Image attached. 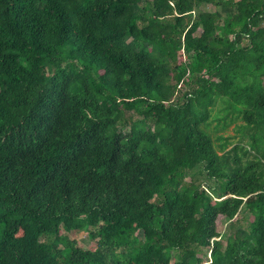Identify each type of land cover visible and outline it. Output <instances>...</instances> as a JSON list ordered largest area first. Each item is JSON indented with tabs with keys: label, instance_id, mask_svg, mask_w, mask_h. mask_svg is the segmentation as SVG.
I'll use <instances>...</instances> for the list:
<instances>
[{
	"label": "trees",
	"instance_id": "1",
	"mask_svg": "<svg viewBox=\"0 0 264 264\" xmlns=\"http://www.w3.org/2000/svg\"><path fill=\"white\" fill-rule=\"evenodd\" d=\"M0 264H264V0H0Z\"/></svg>",
	"mask_w": 264,
	"mask_h": 264
},
{
	"label": "rangeland",
	"instance_id": "2",
	"mask_svg": "<svg viewBox=\"0 0 264 264\" xmlns=\"http://www.w3.org/2000/svg\"><path fill=\"white\" fill-rule=\"evenodd\" d=\"M208 8L213 9L212 6ZM219 100L228 103L229 100L227 97L222 96L218 98ZM218 101L212 109L211 118L209 125L207 127L208 132L212 135L214 139L215 148L222 152V146L225 143L227 148L238 143L240 146L248 147L249 146V136L245 133L244 128L242 127V121L240 117L236 114L234 108L229 109L226 107L225 103ZM263 144L259 145V149H262ZM239 151V150H238ZM241 155V152H239ZM259 153L256 150H251L248 155H242V160L246 158H253L254 155ZM185 180H188V176L185 177ZM252 220L251 213L246 209L242 208L240 212L233 218V222L230 221L223 215H218L216 218V229L221 234L223 238L224 235H227L230 232L236 231L238 228H246L248 223ZM63 233L64 231L61 230ZM74 239L78 246L82 248H94L95 239H91L86 230H80L73 234ZM205 250V249H204ZM202 253V257L206 260L209 258V254Z\"/></svg>",
	"mask_w": 264,
	"mask_h": 264
}]
</instances>
